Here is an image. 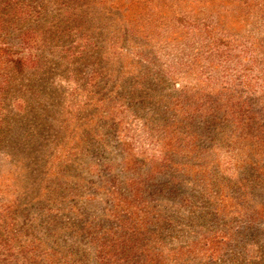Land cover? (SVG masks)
I'll list each match as a JSON object with an SVG mask.
<instances>
[{
	"label": "rangeland",
	"instance_id": "374dc122",
	"mask_svg": "<svg viewBox=\"0 0 264 264\" xmlns=\"http://www.w3.org/2000/svg\"><path fill=\"white\" fill-rule=\"evenodd\" d=\"M42 2L4 35L0 264H264V0Z\"/></svg>",
	"mask_w": 264,
	"mask_h": 264
},
{
	"label": "trees",
	"instance_id": "16d2710c",
	"mask_svg": "<svg viewBox=\"0 0 264 264\" xmlns=\"http://www.w3.org/2000/svg\"><path fill=\"white\" fill-rule=\"evenodd\" d=\"M44 12L45 7L42 0H6L4 3L0 1V72L4 74L3 81L5 83H10V80L8 81L10 76L22 73L24 68L29 65L27 58L16 56V51L5 41L6 25L12 26L16 20L20 22L31 20L33 23H39ZM20 32L26 44L37 39L35 36L37 31L32 26L30 27V24ZM4 88L5 86H3Z\"/></svg>",
	"mask_w": 264,
	"mask_h": 264
}]
</instances>
